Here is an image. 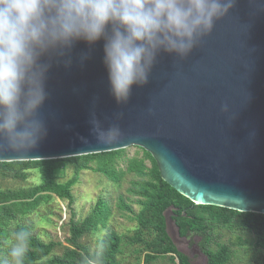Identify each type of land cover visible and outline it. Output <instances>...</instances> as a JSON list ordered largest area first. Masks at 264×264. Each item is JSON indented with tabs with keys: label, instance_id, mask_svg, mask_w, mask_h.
<instances>
[{
	"label": "water",
	"instance_id": "water-1",
	"mask_svg": "<svg viewBox=\"0 0 264 264\" xmlns=\"http://www.w3.org/2000/svg\"><path fill=\"white\" fill-rule=\"evenodd\" d=\"M104 43L77 41L69 56L53 58L47 98L38 110L47 135L26 154L0 152V161L136 145L148 150L162 177L195 203L264 213V0H235L186 59L159 53L148 83L133 85L126 103L118 104L112 95ZM93 116L104 130L118 123L121 139L97 142ZM171 214L165 212L167 230L176 243Z\"/></svg>",
	"mask_w": 264,
	"mask_h": 264
},
{
	"label": "clouds",
	"instance_id": "clouds-1",
	"mask_svg": "<svg viewBox=\"0 0 264 264\" xmlns=\"http://www.w3.org/2000/svg\"><path fill=\"white\" fill-rule=\"evenodd\" d=\"M235 0H0V152L26 154L47 135L39 114L53 58H64L77 41L104 40V64L112 95L126 103L133 85L143 86L162 51L186 59ZM47 56L48 62H41ZM71 64L70 57L64 60ZM221 112L227 106L221 105ZM117 114V120L122 118ZM96 140L118 142V123L107 130L93 119ZM32 230L11 231L0 264H25ZM103 234L85 264H104Z\"/></svg>",
	"mask_w": 264,
	"mask_h": 264
},
{
	"label": "trees",
	"instance_id": "trees-1",
	"mask_svg": "<svg viewBox=\"0 0 264 264\" xmlns=\"http://www.w3.org/2000/svg\"><path fill=\"white\" fill-rule=\"evenodd\" d=\"M139 148L143 151L142 157H129L127 149L122 148L63 158L0 161V179L26 180L32 172L40 178L38 183L29 186L4 188L0 185V257L8 251L7 240L11 231L25 226L32 230L25 264H85L91 249L81 239L106 221L111 212L107 200L100 198L84 219L77 218L72 210L66 244L60 240L43 239L36 231V222L28 218L31 212L55 197L68 200L71 205L74 202L72 188L85 169L100 171L114 181H119L127 172L137 175L129 191L136 195L134 201L141 205L139 211L136 212L124 196L119 197L120 206L133 213L137 226L132 234L114 230L106 234L103 238L104 264H124L118 257L123 252V242L139 244L135 264L142 260L144 264H150L160 258H168L174 264H195L178 248L167 230L165 212L169 210H172V219L181 236L199 238L196 242L206 255L205 264L231 262L233 245L238 243L219 241L218 230L223 228H237L255 234L256 244L264 247V213L195 203L162 177L156 159L148 150ZM120 162L126 165L123 167ZM69 166L73 167L74 174L64 180Z\"/></svg>",
	"mask_w": 264,
	"mask_h": 264
},
{
	"label": "rangeland",
	"instance_id": "rangeland-1",
	"mask_svg": "<svg viewBox=\"0 0 264 264\" xmlns=\"http://www.w3.org/2000/svg\"><path fill=\"white\" fill-rule=\"evenodd\" d=\"M127 156H143V151L139 146L131 145L126 148ZM146 163L150 166V160ZM125 166V162H120ZM74 169L69 166L64 180L73 176ZM137 178L133 172L125 173L119 181L108 178L100 171L93 169L82 170L78 181L72 188L74 202L70 205L58 197L42 204L35 212H31L28 218L36 222L37 233L45 240H60L66 244V237L69 235V220L72 210L76 212V217L84 219L96 206L98 200L103 198L111 205V212L104 223L92 232L83 236L81 241L91 250L95 247L98 239L103 234L114 230L122 234H132L137 226V221L133 218V213L120 206L119 197L124 196L125 200L131 204L137 212L141 205L134 201L136 195L130 193L129 188L132 180ZM40 181L39 175L32 172L26 180L11 177L1 178L0 185L6 187L29 186ZM171 232L174 235L178 248L188 254L195 264H205L206 255L200 251L197 245L198 237L180 236L177 234V227L172 223ZM219 241L225 243L237 242L233 245L234 254L229 264H264V247L256 244V235L241 229L223 228L218 230ZM139 244L122 243V253L119 259H123L124 264H135L137 261V250ZM144 254H142L143 256ZM140 264H144L143 260ZM150 264H174L168 258H160Z\"/></svg>",
	"mask_w": 264,
	"mask_h": 264
}]
</instances>
